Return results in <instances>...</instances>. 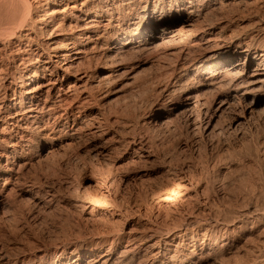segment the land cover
<instances>
[{
  "label": "bare ground",
  "instance_id": "obj_1",
  "mask_svg": "<svg viewBox=\"0 0 264 264\" xmlns=\"http://www.w3.org/2000/svg\"><path fill=\"white\" fill-rule=\"evenodd\" d=\"M255 1L0 0V217L13 216L22 202L43 210L61 205L54 181L44 185L27 174L47 144L63 139L115 166L152 167L172 149L165 143L156 155L161 144L147 131L170 130L182 118L188 135L201 133L221 149L227 132L254 138L252 125L264 116V3ZM133 53L147 57L127 68L129 76L126 56ZM150 66L158 72L149 78V68L133 101L124 98L123 77L136 83ZM169 181L157 192L181 206L173 228L148 220L136 231L99 232L93 249L66 240L34 256L0 246V264H208L260 242L264 208L216 209L199 182ZM255 251L252 262L264 264V249Z\"/></svg>",
  "mask_w": 264,
  "mask_h": 264
},
{
  "label": "rangeland",
  "instance_id": "obj_2",
  "mask_svg": "<svg viewBox=\"0 0 264 264\" xmlns=\"http://www.w3.org/2000/svg\"><path fill=\"white\" fill-rule=\"evenodd\" d=\"M256 1L261 2L258 3L257 7L263 6L264 0ZM256 5L253 4L252 7L256 9ZM262 8L264 10V6ZM228 11L230 12V9ZM232 12L236 13L238 10L236 11L234 8L231 10ZM246 12L244 11L243 13L248 16L249 13ZM128 55L126 56V59H128L125 69L127 72L129 69L131 72L132 66L138 61L137 59H140L142 56L144 57V54H130V60ZM153 55H149V59H154L155 55ZM134 59L136 60L134 61ZM152 67H147L142 73L140 72L137 78L138 82L135 80L136 83L129 79L130 72H128L129 76L126 74L122 79L123 81L119 82V87H121L119 89L122 92L120 93L125 95L128 92L126 94L128 96L124 97L121 95V98L124 97L127 100L129 98L130 102H132L137 96V91L142 82L153 77L158 72L157 66L153 67V69ZM149 68L152 69V72ZM154 70L155 72H153ZM145 72L150 74V76L148 75L149 78L145 75ZM143 73L147 78L141 80L144 78ZM124 82H127L128 86H124ZM118 97L120 99V96ZM119 109H117L119 111L118 114L123 112V110L120 112L121 110ZM113 111H116V109ZM114 114L116 115L117 113ZM263 119L264 116L262 120L258 118V122L255 120L256 122L254 121V123L256 124L252 125L253 131L255 130L254 138L251 137V132L243 136V138L236 134L234 135L233 132L223 134L218 139L219 141L221 140V144L224 141L223 149L216 146L217 141L213 139V141H210L211 139L209 138L206 140V137L201 133L197 134L198 136L188 135L187 129L183 124V118L179 119L180 121L178 120L179 122L175 123L170 130L149 129L147 134L151 142L156 141L159 145H163L156 148V144V150H154L156 155L161 153L160 150L166 148V146H170V149L168 147L166 150H174L173 147L177 150L169 152L162 150L161 154L163 155H157L158 161L156 162L155 160L152 163L155 164L153 165L154 168L150 164L147 166L143 165L146 168L142 164H126L122 167L115 166L112 161H107L90 152L88 153L84 147L72 143L69 139L71 143L63 139L54 144V147L47 144L42 155L40 157L37 155L33 159L34 161H32L31 165L33 167L30 168L27 175L30 179H36L37 182L44 185L54 181L57 185L56 187L60 188V196L65 198V200L62 202L63 204L58 205V208L54 207L55 209L51 208V210L46 208L44 210L39 208L34 209L27 202L19 203L20 209L13 216L0 217V246H4L5 248L14 244L19 246L20 251L23 253L27 252L29 255L34 256L37 253L41 254V247L43 249L46 245H54L66 240L68 242L79 240L85 247L93 249L90 242L99 232H105L107 229L109 231L120 232L136 231L148 220L165 228H173L181 222L182 217L177 211V208L181 206L174 201V203H170L161 200V193H163L164 189L166 190L165 187L171 185V181L169 180L173 176L174 179L183 176L187 179H192L195 183L199 182L204 187L205 192L208 193L206 196L209 195L211 197V205L216 209L221 207L227 212L230 210H232L230 212H233L245 207V205L253 207L261 206V208H264ZM257 129L259 130L258 134L261 135V137L258 136L260 140L257 137L259 141L256 138L258 135L256 133ZM199 137L203 138L199 139ZM257 149L259 150L257 151ZM171 156L174 158H171ZM221 156L225 158L223 159ZM169 158L171 160L175 159L173 160L174 162L171 161L172 163L170 164L172 165L168 162L164 163ZM160 161H163V165ZM147 168L150 171L149 176H145L143 173ZM168 169L170 170V174L167 173ZM166 170L167 172H165ZM175 173L177 176H175ZM169 176L172 177L170 178ZM161 189L163 190L162 192ZM158 190H160V194H158ZM183 207L188 211L192 208L191 204L188 205L186 203ZM251 225V223L248 224V229ZM263 229L264 225L260 230L264 232ZM246 233L247 230L242 233V237ZM262 235L260 242L247 245L238 254H234V256L228 253L224 254V256L218 255L215 256L217 258H212L208 264H254L252 261L257 257L255 250L264 249V233ZM107 247H109V244L98 248L97 251H101V248L105 250ZM95 255L89 256L93 257ZM225 256L228 257L226 258ZM222 257L225 258H223V262ZM189 263L190 261H186V264Z\"/></svg>",
  "mask_w": 264,
  "mask_h": 264
}]
</instances>
